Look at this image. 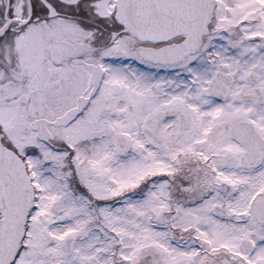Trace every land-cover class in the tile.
<instances>
[{"label": "snow or ice", "instance_id": "obj_1", "mask_svg": "<svg viewBox=\"0 0 264 264\" xmlns=\"http://www.w3.org/2000/svg\"><path fill=\"white\" fill-rule=\"evenodd\" d=\"M0 264H264V0H0Z\"/></svg>", "mask_w": 264, "mask_h": 264}]
</instances>
